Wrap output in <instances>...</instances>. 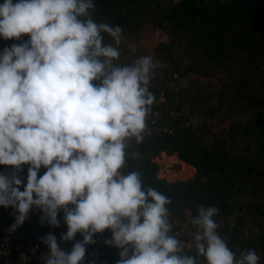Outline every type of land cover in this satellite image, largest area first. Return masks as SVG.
I'll return each instance as SVG.
<instances>
[{
  "label": "clouds",
  "instance_id": "clouds-1",
  "mask_svg": "<svg viewBox=\"0 0 264 264\" xmlns=\"http://www.w3.org/2000/svg\"><path fill=\"white\" fill-rule=\"evenodd\" d=\"M93 0H3L0 38L28 39L0 51V165L15 171L29 165L26 184L0 173V206L21 225L32 207L58 226L59 210L74 240L69 252L54 235L46 264H82L86 245L106 229L105 243L120 249L116 264H196L169 235L171 198L145 189L140 173L123 175L130 138L143 140L146 117L155 101L151 57L132 66H113L120 51L104 44L102 33L121 43L122 29L93 20ZM135 155V153H133ZM45 169L42 175L39 170ZM219 209L199 205L191 223L198 256L207 264H259L255 250L239 257L217 233Z\"/></svg>",
  "mask_w": 264,
  "mask_h": 264
},
{
  "label": "trees",
  "instance_id": "trees-1",
  "mask_svg": "<svg viewBox=\"0 0 264 264\" xmlns=\"http://www.w3.org/2000/svg\"><path fill=\"white\" fill-rule=\"evenodd\" d=\"M93 3V20L120 26L126 42L136 41L148 26L166 34L154 47L155 57L165 65L152 70L149 91L155 101L143 140L126 141L125 163L119 171L139 172L145 189L171 198L169 235L181 241V254L194 257L196 264L207 262L197 255L195 240L181 226L195 227L191 219L199 205L219 209L213 217L220 225L217 233L237 257L253 249L259 264H264V0ZM102 36L104 44L112 43L107 33ZM27 39L0 38V51ZM112 64L127 66L125 61ZM214 119L225 123L216 129ZM161 152L192 165L194 175L176 181L157 176L154 158ZM44 171L41 167L38 177ZM23 184L26 179L21 191ZM1 209L17 213L11 206ZM35 209L27 214L28 225ZM98 235L105 242L111 231Z\"/></svg>",
  "mask_w": 264,
  "mask_h": 264
},
{
  "label": "built area",
  "instance_id": "built-area-1",
  "mask_svg": "<svg viewBox=\"0 0 264 264\" xmlns=\"http://www.w3.org/2000/svg\"><path fill=\"white\" fill-rule=\"evenodd\" d=\"M28 167L27 164L21 165L20 170L14 173L11 166L0 165V173L8 177L15 174L24 182ZM17 215L18 213L2 210L0 206V264H46L50 249L44 243V238L49 234L55 236L60 248L65 252H69L76 241L82 240L80 233H77L72 241L61 240V235L67 231L62 209L58 211L57 215L58 226L50 225L46 218H42L43 213L37 208L33 213L34 220L30 225L25 219L21 225L12 230L11 226L15 223ZM93 239L95 243L86 245L82 264H116L120 249L106 244L98 233L94 235Z\"/></svg>",
  "mask_w": 264,
  "mask_h": 264
},
{
  "label": "rangeland",
  "instance_id": "rangeland-1",
  "mask_svg": "<svg viewBox=\"0 0 264 264\" xmlns=\"http://www.w3.org/2000/svg\"><path fill=\"white\" fill-rule=\"evenodd\" d=\"M175 0H161V3L168 4ZM166 39V34L159 29L154 27H145L141 29L139 37L136 41L126 42L121 39V43L116 45L114 40H112V45L117 47L120 51L119 59L114 61H125L127 66H132L135 64L136 59L139 55L151 57L154 67L162 68L164 63L160 62L155 57L154 47L157 43ZM179 79V78H177ZM192 122L195 118H191ZM213 127L216 129L225 123V120L214 119L211 122ZM158 164L157 176L163 177L168 181L184 180L191 178L194 175L195 169L192 165L185 163L177 158L174 154H165L161 152L158 156L154 158ZM181 231L184 232L190 240L194 239V233L197 228L183 223L181 226Z\"/></svg>",
  "mask_w": 264,
  "mask_h": 264
}]
</instances>
